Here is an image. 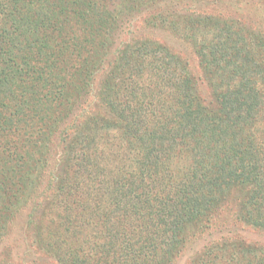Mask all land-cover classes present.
I'll use <instances>...</instances> for the list:
<instances>
[{
	"label": "trees",
	"instance_id": "trees-1",
	"mask_svg": "<svg viewBox=\"0 0 264 264\" xmlns=\"http://www.w3.org/2000/svg\"><path fill=\"white\" fill-rule=\"evenodd\" d=\"M169 3L0 0V264H172L227 204L264 230V33ZM222 237L188 264H264Z\"/></svg>",
	"mask_w": 264,
	"mask_h": 264
},
{
	"label": "rangeland",
	"instance_id": "rangeland-1",
	"mask_svg": "<svg viewBox=\"0 0 264 264\" xmlns=\"http://www.w3.org/2000/svg\"><path fill=\"white\" fill-rule=\"evenodd\" d=\"M169 2V12L165 16H169L170 18L177 15L180 21H187L186 16L188 15H196L197 18L204 16H217L218 18L233 17L240 20L247 28L256 29L264 33V0H169ZM142 18L143 16L136 17L131 35L134 37L150 36L165 42L174 52L189 62L191 73L199 77L200 92L203 93V91L208 90L209 93L208 86L204 82L199 67L198 56L195 54L190 41L182 37V33H176L170 29L168 23H163L165 27L149 28L142 25ZM25 213L26 210L24 209L19 215V219H17V224L14 228L15 231L19 230L20 224L25 220ZM222 236L227 239L239 237L247 243L264 247V230L254 228L245 224L243 221H239L236 218L233 205L227 204L213 217L211 228L202 232L197 237L194 234L189 239V243L184 248V251L181 252L172 264H188L190 258L197 251L211 244V242L219 240ZM19 239L17 240L19 241ZM11 243L12 241L10 239L8 242H4L3 245L7 246ZM14 245L16 244L14 243ZM1 257L0 252V259ZM33 258H39L41 261L44 260L43 262L48 261L47 264H54L49 258L43 255L35 253Z\"/></svg>",
	"mask_w": 264,
	"mask_h": 264
}]
</instances>
